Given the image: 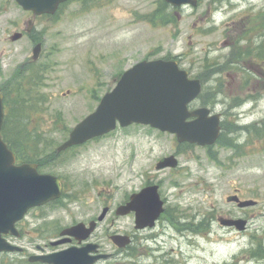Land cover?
<instances>
[{
    "label": "rangeland",
    "instance_id": "374dc122",
    "mask_svg": "<svg viewBox=\"0 0 264 264\" xmlns=\"http://www.w3.org/2000/svg\"><path fill=\"white\" fill-rule=\"evenodd\" d=\"M158 1L80 0L63 5L54 19H37L35 33H41L44 46L35 66L42 75L36 87L41 98L30 115H18L19 127L28 124L44 145L50 142L55 150L67 138V130L114 87L122 71L143 60L167 57L181 56L186 65L196 68L222 61L233 51L230 43L235 37L264 13V0H203L196 8H168L171 17L180 14L178 23L145 22L146 15L155 19ZM30 18L13 0H0V87L20 66L27 69L24 63L31 66L32 40L10 41ZM225 45L232 49H224ZM221 74L222 83L204 85L205 96L222 91L220 104L211 109L226 111L228 137L241 143L239 147L233 143L216 144L211 150L183 146L172 134L135 125L89 142L70 154L74 158L56 164L57 174L68 176L77 196L67 212L60 210L62 226L71 218L99 216L102 198L115 211L148 183L160 186L167 209H176L180 221L214 220L206 234H192L161 219L154 230L135 237L136 249L121 254L104 239V249L117 254L109 264H264V62L253 54L243 63L237 57L234 80L228 76L232 70ZM233 96L234 116L229 110ZM15 98L23 102L20 93ZM25 133L29 140L30 133ZM170 155L177 157L178 168L157 170L156 163ZM233 192L259 203L240 209L226 202ZM221 213L248 220L247 228L221 227L217 222ZM134 223L133 217L114 213L110 233L133 234ZM103 228L107 230L106 225Z\"/></svg>",
    "mask_w": 264,
    "mask_h": 264
},
{
    "label": "water",
    "instance_id": "95a60500",
    "mask_svg": "<svg viewBox=\"0 0 264 264\" xmlns=\"http://www.w3.org/2000/svg\"><path fill=\"white\" fill-rule=\"evenodd\" d=\"M26 11H32L36 18L43 14H54L60 4L69 0H15ZM173 6L184 4L196 5L197 0H165ZM34 26L30 21L27 31L31 33ZM21 33H15L12 41L22 38ZM42 51L39 43L33 50V60H37ZM201 83L189 80L186 72L180 70L175 62L157 60L141 62L123 74L113 91L107 93L101 100L96 111L81 121L71 132L69 139L57 151L83 144L94 138L104 136L117 128L132 124L150 125L163 132L175 134L179 142L197 143L201 146L212 145L219 137V117H208V109L193 112L188 105L201 93ZM196 119L188 122V118ZM4 121L3 97L0 94V253L14 251L16 248L2 238L10 231L15 233V224L21 220L28 210L58 198L61 185L57 178L40 176L35 165L15 166V155L1 138ZM175 157L163 159L157 169L177 167ZM237 202L239 207L255 205L254 201H240L237 196L229 197L228 202ZM163 202L158 194V187H148L141 193L133 195L131 202L119 207L117 215H127L136 212L137 229L153 227L163 209ZM104 211L100 220L107 213ZM223 225H234L244 230L247 224L244 220L221 219ZM96 227L92 223L90 229L84 224L75 226L63 234H70L79 240L86 239ZM112 241L123 248L130 244L127 236H113ZM96 250L88 246L83 249H70L66 252L39 260L50 264H94L98 258H89V252Z\"/></svg>",
    "mask_w": 264,
    "mask_h": 264
},
{
    "label": "flooded vegetation",
    "instance_id": "af4514ba",
    "mask_svg": "<svg viewBox=\"0 0 264 264\" xmlns=\"http://www.w3.org/2000/svg\"><path fill=\"white\" fill-rule=\"evenodd\" d=\"M179 20H182L181 17L179 16ZM230 42V41H229ZM228 44V43H227ZM232 44V43H230ZM180 68L184 69L187 71L188 76L190 79H198L201 82H205V83H214V82H218V81H224L225 76L222 75L221 73H226L230 70H232V74L228 75V76H233V80H234V60H231L229 63V65L232 67L230 70L225 69V66H220L221 64L217 65L219 67H222L223 70H221L220 72L216 71L214 67H207L206 63H204L202 66H200L199 68L194 67V65H186L184 62V60L182 59V57H179V59L177 60ZM11 95H15V93H12ZM220 103V101H218V104ZM195 102L192 103L190 105V109H195L197 107H204L201 105V103H199L198 101V105L195 106ZM233 109V108H232ZM215 111V110H214ZM225 110H222V112H220L219 114L221 115V119L222 122L221 124H223L226 120H225ZM233 116H234V109H233ZM50 159V158H45ZM22 162L24 163H30L27 162L26 160L23 161V159H18L16 163L18 165L22 164ZM37 170L42 169L41 164L37 163ZM41 173V172H40ZM43 174V173H42ZM59 177V176H58ZM62 185H63V195L61 196V198L59 200L50 202L44 206L41 207H36V208H32L28 214L23 218V220H21L20 222L17 223V228L20 232L19 236H14V235H9L7 236L8 240L13 243L16 244L18 242H21L22 245V249L23 251L14 255L9 256L11 258L10 262L4 258L3 254L0 255V264H42L40 262H36L34 260H31L32 257L34 256H45V255H49V254H54V253H59L62 251H65L69 248H83L88 244H95L97 245V250L94 254H92V256H102V255H108L109 257L107 259H103L99 262H97V264H109L111 258H113L114 254H111L109 252H107L103 245H104V239H106V241H108L110 243V238H111V233L109 230V221H110V217H112V215H114L113 213V208L111 207V205L106 202L107 199L102 198V205L101 208L102 210L105 208H109V212L107 214V216L104 218V220L102 222H100L98 224V228L97 231L95 233H93L90 238L86 241H83L82 243H80L78 240H76L75 238H72L70 236H61L62 231L65 228H68L70 226H74L80 222H84L86 225H90V223L92 221H96L97 217L95 215H93V217L86 219V218H82V220L76 221V220H72L71 224L69 226L66 227H61V224L63 222L62 218L59 217L58 213H59V208L57 207L59 203H62L64 201H68L69 200V192L71 191V187L74 185L73 183L70 184L66 181V179L63 176L59 177ZM232 195L234 194H238V192H233L231 193ZM101 196V195H100ZM130 197L127 196V199H125V201L123 202V204H126L129 201ZM233 214H226V213H221L219 215H217V219L219 217H225V218H233L232 217ZM126 217H133L135 219V213H131ZM213 221H211L212 223ZM104 225L107 226V230H105L103 227ZM102 227V230H100V228ZM144 232V231H143ZM101 234V236H100ZM135 236H139L142 234V231H136L133 233ZM132 236V233L130 234ZM133 235V236H134ZM61 244H56L53 245V243L55 242H60Z\"/></svg>",
    "mask_w": 264,
    "mask_h": 264
},
{
    "label": "trees",
    "instance_id": "16d2710c",
    "mask_svg": "<svg viewBox=\"0 0 264 264\" xmlns=\"http://www.w3.org/2000/svg\"><path fill=\"white\" fill-rule=\"evenodd\" d=\"M168 5L164 3L163 1H160L158 10L154 15H156L154 18L161 19L163 22L169 21V15L166 13ZM156 19H153L152 22H154ZM155 23V22H154ZM257 26H254L252 29L256 28ZM39 41V39L37 40ZM238 56H242L243 53H246L247 58L248 55L251 54L249 48H245L238 45ZM246 49V52L245 50ZM264 49V48H263ZM22 68H19L17 70V73L14 77H12L10 80H7L2 86L1 89L3 92L9 93V92H19L21 93V100L24 102L25 100L29 99V102L31 103L29 105L30 110L35 111L38 106L37 97V84L41 81L42 75L40 74V69L29 66L27 69L21 70ZM22 71V72H19ZM213 93H209L207 97L205 98V102L210 101L211 97H213ZM11 101H18V99L13 97L6 98V102ZM9 111L8 115L6 117L5 125L2 131V135L4 140L7 142V144L10 146L11 149L21 158H26L28 161H34L35 158L38 156H56L55 151L52 149L53 144L47 143L43 144L41 141V136L36 135L34 132L37 130H30V138L28 140L27 137H23L24 131L21 132L18 131L19 129V123L17 122L18 115H23L25 106L15 104L14 106L8 105ZM55 127H58L59 124L55 123ZM63 127V126H62ZM69 131V130H67ZM32 132V133H31ZM234 147H237V145L234 143ZM171 221H175L177 218L174 215H171ZM177 221V220H176ZM199 230L201 228L199 227ZM264 254V250L261 252Z\"/></svg>",
    "mask_w": 264,
    "mask_h": 264
}]
</instances>
